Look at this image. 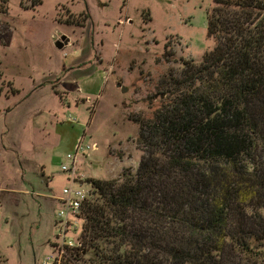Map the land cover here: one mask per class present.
Segmentation results:
<instances>
[{
	"label": "rangeland",
	"instance_id": "obj_1",
	"mask_svg": "<svg viewBox=\"0 0 264 264\" xmlns=\"http://www.w3.org/2000/svg\"><path fill=\"white\" fill-rule=\"evenodd\" d=\"M35 1L9 0L0 14V264H41L52 252L64 187L91 190L88 178L137 170L136 119L152 117L181 63L216 44L207 37L214 0ZM62 35L69 44L60 50ZM79 47L91 55L76 68L97 66L61 83ZM79 135L98 148L63 171Z\"/></svg>",
	"mask_w": 264,
	"mask_h": 264
},
{
	"label": "trees",
	"instance_id": "obj_2",
	"mask_svg": "<svg viewBox=\"0 0 264 264\" xmlns=\"http://www.w3.org/2000/svg\"><path fill=\"white\" fill-rule=\"evenodd\" d=\"M207 37L136 119L137 170L86 180L78 264H264V0H214Z\"/></svg>",
	"mask_w": 264,
	"mask_h": 264
},
{
	"label": "built area",
	"instance_id": "obj_3",
	"mask_svg": "<svg viewBox=\"0 0 264 264\" xmlns=\"http://www.w3.org/2000/svg\"><path fill=\"white\" fill-rule=\"evenodd\" d=\"M98 144H88L84 136H81L75 144V153L68 154L69 164L62 165V170L75 172V157L78 154H85L90 149H97ZM74 182V178L72 177ZM88 186H90L88 184ZM91 188V186H90ZM91 190L80 185L71 184L64 187L62 193L56 200L61 204L58 212L57 241L52 243V252L48 253L41 264H78L81 256L84 254L83 241L78 226L81 220H84L83 209L85 204L91 199Z\"/></svg>",
	"mask_w": 264,
	"mask_h": 264
},
{
	"label": "crops",
	"instance_id": "obj_4",
	"mask_svg": "<svg viewBox=\"0 0 264 264\" xmlns=\"http://www.w3.org/2000/svg\"><path fill=\"white\" fill-rule=\"evenodd\" d=\"M67 46V45H66ZM80 51H77V50H73L74 53H72L70 55V58L68 59V63H64L63 66H64V69L66 71V77L64 79H61V83H63V81H67V82H70L71 80V76L72 75H76V73L78 72H81V73H85L87 70H89L91 67L93 66H97V65H94V64H86L85 67H78L76 68V66L78 64H80V62H83L85 60H88L89 57H90V53L88 52V49L86 50V54H84L85 52V48L84 47H79L78 48ZM100 77V83L99 85L103 82V77L102 76H98ZM87 77H83L80 81L83 82V86L89 84V82L86 80ZM98 85V86H99ZM98 88V87H97ZM80 90L85 91L84 88H81ZM81 137V135H79L77 138H76V141L74 143V147H75V144L77 143V140Z\"/></svg>",
	"mask_w": 264,
	"mask_h": 264
},
{
	"label": "water",
	"instance_id": "obj_5",
	"mask_svg": "<svg viewBox=\"0 0 264 264\" xmlns=\"http://www.w3.org/2000/svg\"><path fill=\"white\" fill-rule=\"evenodd\" d=\"M69 44V38L67 37V36H65V35H62L61 36V38L60 39H58L56 42H55V47L57 48V49H63L66 45H68ZM117 86H121V84L120 83H118L117 84ZM126 87H124V86H121V91L122 92H126ZM164 96V94H162V97Z\"/></svg>",
	"mask_w": 264,
	"mask_h": 264
}]
</instances>
